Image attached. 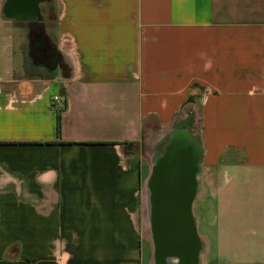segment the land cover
<instances>
[{"label": "crops", "instance_id": "1", "mask_svg": "<svg viewBox=\"0 0 264 264\" xmlns=\"http://www.w3.org/2000/svg\"><path fill=\"white\" fill-rule=\"evenodd\" d=\"M41 7L52 68L0 19V264H264V0ZM178 124L198 125L208 188L170 215L181 252L141 202L146 148Z\"/></svg>", "mask_w": 264, "mask_h": 264}, {"label": "water", "instance_id": "2", "mask_svg": "<svg viewBox=\"0 0 264 264\" xmlns=\"http://www.w3.org/2000/svg\"><path fill=\"white\" fill-rule=\"evenodd\" d=\"M36 7L35 5L33 6V13H36ZM16 14L19 15L18 13ZM16 14L15 16H17ZM15 18L20 19V16ZM168 146L165 150L166 159L163 161L166 164L162 167V169H160L158 178H164L173 184L179 183L177 187L167 184L164 191H172L176 195L178 194L177 196L180 198L171 203V206H173L172 209H175V211H178L186 216V213L189 212L191 201L197 190L195 176L197 174L196 172L198 166L197 163L195 164V161L199 160L196 158V154L199 151L201 152V150L197 142L193 141L188 136H182L180 140H172L170 146ZM156 171L157 170L155 169L153 174L156 173ZM168 219L170 227H178L180 230H183L181 232L189 231L186 219L183 220L182 224H180V219L176 218V216H170ZM179 246L181 247V245ZM180 247L175 250L181 252L179 251ZM189 256L190 258L195 257L193 256V253L189 254Z\"/></svg>", "mask_w": 264, "mask_h": 264}, {"label": "flooded vegetation", "instance_id": "3", "mask_svg": "<svg viewBox=\"0 0 264 264\" xmlns=\"http://www.w3.org/2000/svg\"><path fill=\"white\" fill-rule=\"evenodd\" d=\"M49 1L50 0H38V3H37V0H6L5 8H6V12H8V14L11 17L20 16V19H18V24L21 25L22 28H25L27 30V28L29 29L30 24L33 25V27L35 24H39V25H42L44 32L46 33V27H45L46 25H45L44 17L42 15L41 6L47 4ZM34 5L35 7L37 6L36 13H33ZM31 9H32V12H31ZM16 13H18L19 15H17ZM15 14L17 16H15ZM165 159H166V155L162 160H160L155 165V169L157 171L156 173H154L155 178H154L153 184L151 185L152 191L149 194L150 195L149 196V206L147 207L145 205L144 211L147 212L149 210L151 214L159 217V219L156 218L155 220L157 222V227H160L161 232L165 233V236L163 238L161 235L158 238L159 243L161 242L163 243V239L166 240V237H167V240H170V241L172 240L174 246H178L177 244H180V243L185 244L186 240H188V238L190 237L186 233L181 232L183 230L177 229L175 226L173 227L169 226L168 217L175 213H180L178 211H175V209H172L173 206H171V203H173L180 197L177 196L178 194L176 195L172 191H164L167 184H171L177 187L179 183L173 184L164 178H161V179L158 178L160 174V169H162V167L166 164L163 162ZM163 216L164 218H162ZM167 231L172 232V234L174 233V236L173 237L168 236L166 233ZM174 240H177L178 242ZM186 259L189 260V262L192 261V258H190V256Z\"/></svg>", "mask_w": 264, "mask_h": 264}, {"label": "rangeland", "instance_id": "4", "mask_svg": "<svg viewBox=\"0 0 264 264\" xmlns=\"http://www.w3.org/2000/svg\"><path fill=\"white\" fill-rule=\"evenodd\" d=\"M5 2H6V0H0V19H2L4 21H6L4 17L5 16L6 17L9 16V14L6 12V9H4L5 8ZM14 24L21 27V25L18 24V20H17V22L14 21ZM49 24H51V23L47 22L46 27ZM24 32H26V29H25ZM176 127L178 128L179 131H177L175 133V136H174L175 138H172V140H180L182 136H188L190 139H192L194 137L196 138L197 131H198L197 130L198 129V125H195V124H192V125L191 124H178ZM156 140L157 139L154 138L152 140V145L151 146L149 145V147L147 146V148H146V151L151 152V157H152L153 164L158 163L160 160H162L165 157V153L163 154L164 148L166 149L168 145L170 146L171 141H172V140H170V137H168L164 141L162 140V142L160 140H158V141H156ZM155 141H156L157 144H154ZM196 158L199 159L198 161H195V164L197 163V166H198L196 173H197V175L199 177V180H200L199 181V187H197L198 188V193L199 194H204V193L206 194L207 191H208V188L206 187V179H207V177H206V174H205V171H204L205 169H204V166H203V163H202V151L201 152L200 151L197 152ZM154 175L155 174H153V176H152V181L149 184L148 189L147 188H143L141 202L143 200V197L145 195L150 194L151 191H152L151 185L153 184V181H154V178H155ZM205 199H206V197H201V198H198L197 201L195 202L194 211H195V213L197 215H199V217L200 216L201 217H205L206 214L204 215V212H205L204 210L210 209L211 200H206V201H210L209 202L210 204H209L208 202H204ZM205 226L206 225L202 224V226L200 227V232H201V234H206L208 236L209 235V231H208V229ZM144 244H145L144 247L148 248V246H147L148 243H144Z\"/></svg>", "mask_w": 264, "mask_h": 264}, {"label": "trees", "instance_id": "5", "mask_svg": "<svg viewBox=\"0 0 264 264\" xmlns=\"http://www.w3.org/2000/svg\"><path fill=\"white\" fill-rule=\"evenodd\" d=\"M30 45L27 47L26 52L29 56L36 60L39 64L45 67H55L56 62V50L50 44V38L44 32L42 25L35 24L29 25V29L26 30ZM30 70V69H29ZM30 72V71H29ZM60 133V115L57 116V135ZM127 153L133 151L132 146L129 145L125 148Z\"/></svg>", "mask_w": 264, "mask_h": 264}, {"label": "built area", "instance_id": "6", "mask_svg": "<svg viewBox=\"0 0 264 264\" xmlns=\"http://www.w3.org/2000/svg\"><path fill=\"white\" fill-rule=\"evenodd\" d=\"M53 101L55 103H60V98L58 96H55L54 99H53Z\"/></svg>", "mask_w": 264, "mask_h": 264}]
</instances>
